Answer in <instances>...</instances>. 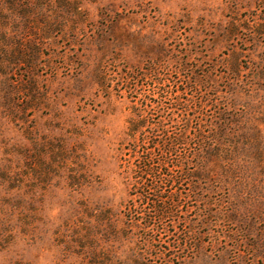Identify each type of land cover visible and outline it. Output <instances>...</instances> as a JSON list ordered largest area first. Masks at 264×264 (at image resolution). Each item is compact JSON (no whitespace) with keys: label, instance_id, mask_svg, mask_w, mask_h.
Here are the masks:
<instances>
[{"label":"rangeland","instance_id":"374dc122","mask_svg":"<svg viewBox=\"0 0 264 264\" xmlns=\"http://www.w3.org/2000/svg\"><path fill=\"white\" fill-rule=\"evenodd\" d=\"M0 264H264V0H0Z\"/></svg>","mask_w":264,"mask_h":264},{"label":"trees","instance_id":"16d2710c","mask_svg":"<svg viewBox=\"0 0 264 264\" xmlns=\"http://www.w3.org/2000/svg\"><path fill=\"white\" fill-rule=\"evenodd\" d=\"M138 127H140V126L137 124L135 125L132 122V123H130L129 131L132 134H134L138 130ZM146 143H147V145H149L148 142H146ZM174 144L175 143L172 142V145H174ZM160 147L164 148L163 153L165 156L170 153L169 148L165 149V147H166L165 144H161L160 146L158 144H155L152 147L146 148L145 152H142V154H140V156H139V164H141V166L143 168H141V171H140V177H139V180H140L139 185L140 186H138V188H140L142 191H144V189H146L145 187H147L145 185V182L147 181V179L154 177V166H153L154 163H151V162L154 160V155H153L154 149H157ZM156 165H158L159 167L165 166V161L158 159V162ZM148 190H155V188L149 187ZM136 196H137L138 200H140L142 202L146 201L147 204L149 202H151L152 206H153V213L151 216L146 218V216L140 215V217H141L140 219L142 221H145L144 225H143V229L150 230L151 229L150 228L151 223H153L156 220L158 222H161L165 217H167V215H170L173 212L172 208H174V204L170 200H169V202H167L168 199L166 201V200H162L161 197H158V200H152V199L149 200L146 198V196H143L142 193H138V194H136ZM158 204H160V205H158ZM147 219H148V222H147Z\"/></svg>","mask_w":264,"mask_h":264}]
</instances>
